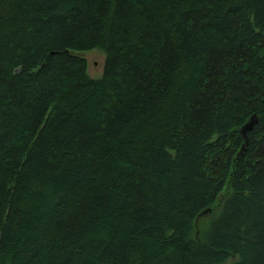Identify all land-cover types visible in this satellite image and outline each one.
<instances>
[{"label":"trees","instance_id":"1","mask_svg":"<svg viewBox=\"0 0 264 264\" xmlns=\"http://www.w3.org/2000/svg\"><path fill=\"white\" fill-rule=\"evenodd\" d=\"M0 264H264V0H0Z\"/></svg>","mask_w":264,"mask_h":264},{"label":"rangeland","instance_id":"2","mask_svg":"<svg viewBox=\"0 0 264 264\" xmlns=\"http://www.w3.org/2000/svg\"><path fill=\"white\" fill-rule=\"evenodd\" d=\"M87 62V74L92 79H100L103 76L105 54L100 49L83 52L81 54Z\"/></svg>","mask_w":264,"mask_h":264},{"label":"water","instance_id":"3","mask_svg":"<svg viewBox=\"0 0 264 264\" xmlns=\"http://www.w3.org/2000/svg\"><path fill=\"white\" fill-rule=\"evenodd\" d=\"M256 123V118L254 116H252L249 120L248 123H246L242 128L239 129V132L244 140V143H247V139H246V133L249 132L253 125ZM243 147L241 148V151L239 153V155L243 152Z\"/></svg>","mask_w":264,"mask_h":264}]
</instances>
